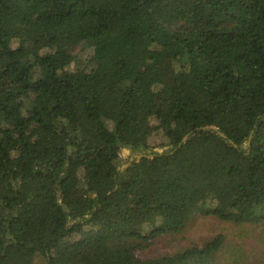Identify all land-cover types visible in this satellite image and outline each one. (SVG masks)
I'll list each match as a JSON object with an SVG mask.
<instances>
[{"label":"trees","instance_id":"obj_1","mask_svg":"<svg viewBox=\"0 0 264 264\" xmlns=\"http://www.w3.org/2000/svg\"><path fill=\"white\" fill-rule=\"evenodd\" d=\"M207 215L264 223V0H0V264H216L146 254Z\"/></svg>","mask_w":264,"mask_h":264},{"label":"rangeland","instance_id":"obj_2","mask_svg":"<svg viewBox=\"0 0 264 264\" xmlns=\"http://www.w3.org/2000/svg\"><path fill=\"white\" fill-rule=\"evenodd\" d=\"M91 55L90 49L85 50L77 47L74 50V61L69 68L73 71L85 68ZM142 61L145 62V58ZM161 65L168 72L167 82H171L174 72L173 65L169 61H163ZM159 151L161 152V150ZM122 152L128 160H133L142 154L152 155L150 151L136 153L129 149H123ZM120 227L126 230L141 231L144 225L141 222L124 221L120 223ZM219 233L224 234L226 238L216 264H264V223L261 225H235L211 215L194 216L184 231L160 236L146 251V254L158 255L180 251L192 243L203 244ZM30 264L47 263L44 258L38 257Z\"/></svg>","mask_w":264,"mask_h":264}]
</instances>
